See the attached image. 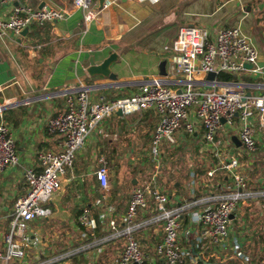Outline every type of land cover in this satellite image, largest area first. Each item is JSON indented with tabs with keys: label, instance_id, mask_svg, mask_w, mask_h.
<instances>
[{
	"label": "crops",
	"instance_id": "obj_1",
	"mask_svg": "<svg viewBox=\"0 0 264 264\" xmlns=\"http://www.w3.org/2000/svg\"><path fill=\"white\" fill-rule=\"evenodd\" d=\"M187 1L105 0L104 2H111L110 6L94 21L86 22L83 10L77 9L63 20L31 25L25 36L22 33L0 35V99L4 100L0 106L15 136L20 160L17 166L0 171V248L4 247L3 237L10 228L14 204L28 190L26 170L42 169L39 160L41 152L61 151L64 148L63 136L51 134L48 131V122L66 109L70 95L87 88L92 97L130 96L139 91L144 84L156 80H163L177 89L185 87L186 78L171 73L173 52L167 51L166 46L176 38L182 25L195 24L187 22L188 18L183 17V4L186 5ZM246 1L248 2L245 4L243 0H236L226 10L224 16L219 14L217 17L216 14L217 27L212 28L211 25L203 22L200 26L209 28L213 34L226 25L241 26L257 47L259 64L264 66V19L261 16V13H264V0ZM19 2L27 3L32 7H43L70 5L73 0H11L7 3L0 1V17L9 16ZM95 5H101L100 0H95ZM111 52H117L119 56L112 64V71L118 76L117 80L102 75L90 76L87 70L91 60L101 63ZM163 60L167 61L168 75L165 77L160 75L159 69ZM207 75L195 74L194 86L200 90L210 91L228 83L221 81L219 74L215 81L208 80ZM235 75L238 81L233 82L247 84L248 93L256 94L264 91V73L240 72ZM158 120V114L154 110H142L130 115L116 114L106 119L89 135L78 152L73 166L63 177L60 190L55 193L62 196L64 214L59 219L52 218L54 213L51 207L52 199L47 204L51 208V214L32 222L30 235L37 239L38 243L29 250L25 263L58 264L63 258L81 253L87 264H115V257L122 246V240H103V237L107 236L109 227L106 220L100 221L99 218L101 208L97 205V201L103 191L96 170L100 159H104L108 169V164L111 165L114 159H118V147L114 141L117 144L118 140H126L139 147V131L146 129L141 135L145 136L148 147L139 166L145 167L144 160L147 159L154 161V168L148 173L141 172L139 177H132L130 180L132 190L124 202L115 200L113 202L110 186L108 203L116 208V213L119 215L125 213L134 189L149 186L157 188L168 193L171 204L188 205L183 213L179 241L180 245L190 252L191 257L195 252L205 255L215 253L217 257L209 260L235 264H264V129H259L258 124L255 126L258 140L257 149L254 151L247 150L243 143L237 145L233 140V137L239 138L237 128L230 130L227 126H222L219 130L218 139L226 145L235 146L249 189L261 193L248 198L233 214L230 239L226 246L221 247L209 240L200 242L203 224L193 222L192 215L195 211H202L208 204H216L221 195L234 189V179L221 163L223 155H220V158L212 149L202 147L205 128L191 117L190 120L196 126L194 134L190 135L184 128L180 129L177 132L176 143L164 142L156 156L152 152V142ZM109 133L112 135L108 136ZM102 137H106L105 143L100 145ZM188 143L190 148L185 150L188 159L190 161L191 157L198 159L200 164H196V168L189 166L190 174L185 176V179L172 180L168 174H163L160 170L162 160L169 159L166 153L168 150L174 157H177L178 153L183 154L182 145ZM192 147L196 148L195 156L191 154ZM221 150L223 151L224 148L221 147ZM126 153L125 156L132 155L131 158L134 159L141 155L132 146ZM207 156L210 157L209 163L205 159L208 158ZM88 164L92 169L87 170ZM118 164L120 165V162ZM118 168L116 173L120 174L121 165ZM197 168H201L203 172L200 173ZM252 169L256 177L251 180V184ZM211 170L215 172L209 175ZM163 175H165L164 182L160 179ZM185 182L186 187L183 185ZM123 184L127 186L128 183L123 182ZM70 190L72 192L80 190L78 197L83 196L82 199L75 198L74 204ZM214 198L215 200H212ZM203 200L209 202H200ZM195 201L199 203H194ZM85 213L97 219L95 229L83 223ZM153 215L151 208L140 209L138 219L144 222ZM40 219L44 222H41V225L38 224ZM50 219V224L61 226L66 223L73 226L74 231L82 230L83 237L90 236L87 238V241H90L76 246L71 244L70 247L73 248L69 253L59 254L58 251L63 249L59 245L62 239L59 240L58 235L49 239L47 226L50 225L47 221ZM81 223L84 225L82 226ZM67 231H70L69 228ZM54 232L57 233L56 230ZM163 236V223L155 220L143 223L135 232V237L149 256L155 254ZM234 239L241 243L242 252L248 257L247 261L240 263L233 258L230 244ZM82 240H78L77 243ZM56 252L57 255L53 256ZM225 254L228 258H225ZM190 256H187V260Z\"/></svg>",
	"mask_w": 264,
	"mask_h": 264
},
{
	"label": "built area",
	"instance_id": "obj_2",
	"mask_svg": "<svg viewBox=\"0 0 264 264\" xmlns=\"http://www.w3.org/2000/svg\"><path fill=\"white\" fill-rule=\"evenodd\" d=\"M110 4L103 2L96 6L95 0H73L70 5L39 8L19 2L9 16L0 17V35H20L35 23L42 25L60 21L77 9L83 10L86 22H91ZM166 50L173 52L171 73L186 78L187 83L181 93H177V88L163 80L146 83L136 93L116 98L92 97L87 88H82L68 97L64 111L49 120L48 131L63 136L64 148L61 151L41 152L39 160L42 169L26 170L28 190L14 204L10 228L3 237L4 247L0 248V264L31 263H25L29 250L38 243L30 235L32 222L51 214L47 204L60 190L63 177L73 166L89 135L118 111L130 115L142 110H154L158 114L152 142V152L156 156L164 142L176 143V133L180 129L184 128L190 135L194 134L196 126L190 120L191 117L204 126L201 145L205 149H212L216 156L223 155L221 163L233 177L234 189L221 195L216 204H208L202 211L193 212L192 220L203 224L200 242L209 240L214 245L226 246L230 239L231 215L248 198L261 193L249 189L235 146L222 143L218 134L222 126L230 130L237 128L245 148L256 150L258 137L255 126L258 124L259 129H264V91L248 94L247 84L242 82H228L214 90L204 91L194 86V75L209 72L263 74L264 66L259 64L257 47L239 25L223 26L213 34L207 27L184 24L172 43L166 46ZM246 64H250L251 68L246 67ZM19 161L15 136L0 106V171L17 166ZM214 172L209 171V175ZM96 176L103 191L97 201L101 208L99 218L100 221L106 220L109 227L103 240H122L115 264H199L203 260L217 257L215 253L205 255L199 252L193 253L191 257L190 252L180 245L183 213L188 205H173L168 193L149 186L134 189L125 213L119 215L116 208L108 203L110 176L104 159L99 160ZM146 208H151L154 215L141 222L138 212ZM82 220L91 229L97 227V219L86 213ZM154 220L163 223L164 236L155 254L149 256L142 249L135 232L143 223ZM230 245L236 261L242 263L248 260L240 242L234 239ZM187 256H190L188 260ZM225 258H228L227 254Z\"/></svg>",
	"mask_w": 264,
	"mask_h": 264
},
{
	"label": "rangeland",
	"instance_id": "obj_3",
	"mask_svg": "<svg viewBox=\"0 0 264 264\" xmlns=\"http://www.w3.org/2000/svg\"><path fill=\"white\" fill-rule=\"evenodd\" d=\"M155 1H159V0H155ZM238 1V0H237ZM245 1L246 0H243ZM236 0H188L186 5L183 4V17L188 18L187 22H192L195 23L196 25H202L203 23H207L209 25L212 26V28L217 27L216 24V14L217 17L219 16V14L221 16H224L226 14V10L229 9L230 5H232L233 3H235ZM220 9V11H219ZM220 16V17H221ZM261 16H263L264 19V13H261ZM203 22V23H202ZM146 129L144 130H140L139 134H140V146L137 147L134 144H131V142H128L126 140H118L117 144L114 141V144L118 147V159H114L112 161V164H108L109 166V170H110V186H111V196L115 201H121L124 202L128 199L130 192L132 190L131 185H130V180L132 179V177L134 176H140L141 172H151L154 168V161L153 160H144V164L145 167L139 166V164H142V159L144 157V152L146 151L148 144H146L145 141V136L141 135L142 133L145 132ZM111 136L112 133H109L108 136ZM107 137V136H106ZM106 137H102L100 138V145L105 143L104 138ZM176 137H177V133H176ZM144 142V144H143ZM134 147L136 148V150H138L141 155H139V158H131L132 155H130L129 157L125 156L129 151L130 147ZM183 147V154L178 153L177 157H174L173 153L170 155L169 154V150L166 152L169 155V159L164 158L162 160V165L160 167V170L163 171V174H168L172 180H181L185 179L189 174H190V167H194L196 168V164H200V162L198 161V159H195L193 157H191V161L188 159L187 154L185 150H188V147L190 146L189 143L188 144H184L182 145ZM190 148V147H189ZM192 151L191 154L192 156H195V154H197L196 148L192 147ZM208 157V156H207ZM208 160L207 163H209V159L205 158ZM120 162L121 168H120V174L116 173L117 168L120 166L118 163ZM203 165V163H202ZM201 166V168H203ZM92 169V167L90 166V164H88L87 166V170ZM201 168H197L196 170H199L200 173L203 172V170ZM119 169V168H118ZM253 170L251 171V176H250V182L253 178H255L256 173H253ZM186 176V177H185ZM165 177V175H163L160 179L161 181L164 182L165 179H163ZM171 180V179H170ZM124 183H128L127 186L123 184ZM252 184V182H251ZM184 187L187 186L186 182L183 184ZM170 188H172L170 186ZM71 191V190H70ZM80 190H75V192L71 191V199H73V203L75 204V198H81L78 197V195L80 194ZM51 207L53 208V216L52 218L55 219H59L63 214H64V209H63V202H62V196L61 194H55L54 198H53V203L51 204ZM76 208V207H75ZM61 210V211H60ZM60 211V212H59ZM47 221V220H46ZM42 219L38 220V224L41 225L42 223ZM51 219L49 221H47V224L50 226H47V229L49 230V232H47V234H49V239H51V236H59V240L62 239V241L59 243V245H61V247H63V249L61 248L58 253H69L70 250L73 248L72 246L70 247L71 244H74L73 246H76L78 244H83L86 243L87 238L88 237H83L82 230H73V226H71L70 224L67 225L66 223H63L61 226H57L55 223H51ZM81 225L83 226L84 224L81 223ZM76 227V226H75ZM69 228V232L67 231V229ZM71 228V229H70ZM54 230L57 231V233L54 232ZM85 231V229H84ZM75 232V233H74ZM87 231H85L86 233ZM73 234V235H72ZM84 234V233H83ZM99 234V233H98ZM90 235V234H89ZM82 240L80 243H77L78 240ZM90 240H88L87 242H89ZM83 252V251H82ZM81 253H78L76 255H72L66 258H63L62 260H59L58 264H63L64 262H69L70 264H87L86 260L83 255H80ZM57 255V252L53 254V256ZM62 258V256H60ZM219 261V260H218ZM222 262V261H219ZM227 263V262H224ZM55 264V263H54ZM57 264V263H56Z\"/></svg>",
	"mask_w": 264,
	"mask_h": 264
},
{
	"label": "water",
	"instance_id": "obj_4",
	"mask_svg": "<svg viewBox=\"0 0 264 264\" xmlns=\"http://www.w3.org/2000/svg\"><path fill=\"white\" fill-rule=\"evenodd\" d=\"M104 1L105 0H100L101 4H103ZM39 8H41V7H39ZM28 31H29V28H26L22 32V35L23 36L27 35ZM118 57L119 56H118L117 52H111L110 55L107 58H105L101 63H95L94 60H91L90 66H89L87 71L90 74V76L102 75L106 78H110L112 80H117L118 76L115 72L112 71V64L118 60ZM166 64H167V61L163 60L159 66L160 75L164 76V77L168 75V73L166 71ZM246 67L251 68V65L246 64ZM216 78H217L216 72H209L207 75L208 80L215 81ZM185 83H187V81ZM176 92L181 93L182 88H178L176 90ZM248 94H250V93H248ZM3 102H4V100H3V98H1L0 104H3ZM117 114L123 115L121 111H118ZM224 121H225V119L223 118V122ZM233 140L239 146L242 144V141L237 137H233ZM134 182H136V180H134ZM232 217H233V214L231 215V218ZM199 264H235V263H224V262H219V261L203 260Z\"/></svg>",
	"mask_w": 264,
	"mask_h": 264
},
{
	"label": "trees",
	"instance_id": "obj_5",
	"mask_svg": "<svg viewBox=\"0 0 264 264\" xmlns=\"http://www.w3.org/2000/svg\"><path fill=\"white\" fill-rule=\"evenodd\" d=\"M219 79L224 82L238 81V77L235 74L228 72L219 73Z\"/></svg>",
	"mask_w": 264,
	"mask_h": 264
}]
</instances>
